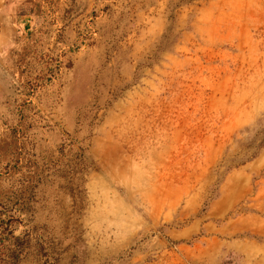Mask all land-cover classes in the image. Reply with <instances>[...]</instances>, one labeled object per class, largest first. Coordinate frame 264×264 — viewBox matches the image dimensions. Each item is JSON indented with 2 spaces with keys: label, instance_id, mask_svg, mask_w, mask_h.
I'll use <instances>...</instances> for the list:
<instances>
[{
  "label": "rangeland",
  "instance_id": "obj_1",
  "mask_svg": "<svg viewBox=\"0 0 264 264\" xmlns=\"http://www.w3.org/2000/svg\"><path fill=\"white\" fill-rule=\"evenodd\" d=\"M1 217L0 264H264V0H0Z\"/></svg>",
  "mask_w": 264,
  "mask_h": 264
},
{
  "label": "trees",
  "instance_id": "obj_2",
  "mask_svg": "<svg viewBox=\"0 0 264 264\" xmlns=\"http://www.w3.org/2000/svg\"><path fill=\"white\" fill-rule=\"evenodd\" d=\"M14 236L13 224L10 219L0 218V238L1 240H8L10 237ZM12 260L18 258L17 253H11Z\"/></svg>",
  "mask_w": 264,
  "mask_h": 264
}]
</instances>
